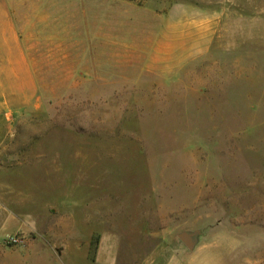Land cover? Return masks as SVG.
I'll list each match as a JSON object with an SVG mask.
<instances>
[{"label": "rangeland", "instance_id": "1", "mask_svg": "<svg viewBox=\"0 0 264 264\" xmlns=\"http://www.w3.org/2000/svg\"><path fill=\"white\" fill-rule=\"evenodd\" d=\"M44 1L60 54L7 65L0 264H264V0Z\"/></svg>", "mask_w": 264, "mask_h": 264}, {"label": "crops", "instance_id": "2", "mask_svg": "<svg viewBox=\"0 0 264 264\" xmlns=\"http://www.w3.org/2000/svg\"><path fill=\"white\" fill-rule=\"evenodd\" d=\"M45 1L44 0H0V112H7L11 109V95L12 92H7V80L12 79V67L7 65L13 64H28L29 55L27 48L30 46V41H35L38 48L50 47L55 48L57 54H60L61 48V36L63 28L52 29L46 27L48 22L45 21ZM51 36H49V34ZM55 55V51H54ZM27 71V70H26ZM3 156V157H2ZM13 154L11 152L2 151L0 152V209L7 207L6 190L9 187L8 182V167L10 166L9 161ZM4 162H3V161ZM78 188L74 189L77 190ZM74 206L79 207V201L76 199ZM85 211L76 214L74 224L77 223V217L79 218V224L83 225L84 235H87V229L85 225L87 222L82 221ZM12 218L8 221L2 219L0 221V235L5 236L9 232L4 231V226L11 224ZM75 225V229H76ZM22 226L17 227L20 229ZM15 229V230H16ZM85 237L82 238L85 240ZM81 240V239H80ZM83 241V240H82ZM81 243V241H80Z\"/></svg>", "mask_w": 264, "mask_h": 264}, {"label": "built area", "instance_id": "3", "mask_svg": "<svg viewBox=\"0 0 264 264\" xmlns=\"http://www.w3.org/2000/svg\"><path fill=\"white\" fill-rule=\"evenodd\" d=\"M6 243L8 245H12V246H18V245H21L23 240L20 238V236L16 235V234H12V235H9L7 238H6Z\"/></svg>", "mask_w": 264, "mask_h": 264}, {"label": "water", "instance_id": "4", "mask_svg": "<svg viewBox=\"0 0 264 264\" xmlns=\"http://www.w3.org/2000/svg\"><path fill=\"white\" fill-rule=\"evenodd\" d=\"M190 237L191 235L186 234V233H181L178 235L179 240L188 248L191 249L192 248V244L190 241Z\"/></svg>", "mask_w": 264, "mask_h": 264}]
</instances>
